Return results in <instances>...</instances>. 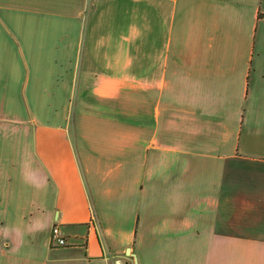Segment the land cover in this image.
<instances>
[{"label": "crops", "instance_id": "obj_1", "mask_svg": "<svg viewBox=\"0 0 264 264\" xmlns=\"http://www.w3.org/2000/svg\"><path fill=\"white\" fill-rule=\"evenodd\" d=\"M128 248L264 264V0H0V264Z\"/></svg>", "mask_w": 264, "mask_h": 264}, {"label": "built area", "instance_id": "obj_2", "mask_svg": "<svg viewBox=\"0 0 264 264\" xmlns=\"http://www.w3.org/2000/svg\"><path fill=\"white\" fill-rule=\"evenodd\" d=\"M52 239L57 243L58 246L60 247H65L67 246V239L63 235L61 229L59 226H54L52 229Z\"/></svg>", "mask_w": 264, "mask_h": 264}, {"label": "water", "instance_id": "obj_3", "mask_svg": "<svg viewBox=\"0 0 264 264\" xmlns=\"http://www.w3.org/2000/svg\"><path fill=\"white\" fill-rule=\"evenodd\" d=\"M126 255L128 258H134V264H139L137 256L132 252V248H128L126 251Z\"/></svg>", "mask_w": 264, "mask_h": 264}, {"label": "rangeland", "instance_id": "obj_4", "mask_svg": "<svg viewBox=\"0 0 264 264\" xmlns=\"http://www.w3.org/2000/svg\"><path fill=\"white\" fill-rule=\"evenodd\" d=\"M88 11H89V10H88ZM88 11H87V12H88ZM174 12H175V11L173 10V14H174ZM86 16H87V15H86ZM72 120H73V117L71 118V121H72Z\"/></svg>", "mask_w": 264, "mask_h": 264}]
</instances>
